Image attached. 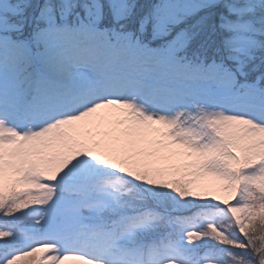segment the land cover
Instances as JSON below:
<instances>
[{"label":"rangeland","instance_id":"rangeland-1","mask_svg":"<svg viewBox=\"0 0 264 264\" xmlns=\"http://www.w3.org/2000/svg\"><path fill=\"white\" fill-rule=\"evenodd\" d=\"M87 83L0 103V264H264V124L232 120L258 107L229 88L188 93L197 112L172 128L138 102L95 144L107 119L77 102ZM130 126L143 148L127 150Z\"/></svg>","mask_w":264,"mask_h":264},{"label":"snow or ice","instance_id":"snow-or-ice-1","mask_svg":"<svg viewBox=\"0 0 264 264\" xmlns=\"http://www.w3.org/2000/svg\"><path fill=\"white\" fill-rule=\"evenodd\" d=\"M102 72L177 94L229 88L264 112V0L0 4V103Z\"/></svg>","mask_w":264,"mask_h":264},{"label":"bare ground","instance_id":"bare-ground-1","mask_svg":"<svg viewBox=\"0 0 264 264\" xmlns=\"http://www.w3.org/2000/svg\"><path fill=\"white\" fill-rule=\"evenodd\" d=\"M80 93H87V90H78ZM145 92L147 93L146 96L149 97V89L145 90ZM125 97V92H123L122 90H107V91H99L97 92V94L95 95V97H93V101L90 103H95L97 101H101V106H99V110L101 111L102 114H104L106 116L105 119H107V136H105V133L101 132L99 134L102 135H97L96 138H94V143L95 144H99V143H103L105 144L106 142H111L113 141L112 139H114V135H115V131H116V127L121 128H126V125L122 124L123 121L127 120L129 117V114L134 110L135 114L139 113V109H136V106H138V102H141L140 99H134L133 97H129L128 99H124ZM170 99H174L173 96L170 97ZM151 101H153V98L151 99ZM164 101L157 100V107L155 108V111L150 110L148 108L145 109V111L149 112V113H162L164 116V118L169 119V123L171 124L170 126H172V128H174L177 124V122L179 121V119L181 118L180 116H177V110H176V105H174V103L172 102H168L170 103L169 106H164L163 104ZM100 105V104H99ZM235 115L233 116L234 119H232L233 121L236 122H240L241 119L239 118L240 115L242 113L237 112ZM255 117L254 118H249L250 122H253L254 120L256 122H261V124H264V113H260L257 112L254 114ZM246 117V116H245ZM189 125L191 124V120H188ZM130 125H132L134 128L137 126H139L136 122H134V120L131 119V122H129ZM255 124V123H254ZM79 125V123H78ZM132 126L129 127V131L127 132L128 134V144L129 146L127 147V150L129 151L135 148H143V146H141V142L138 139V135L136 133V130L132 129ZM257 126V125H255ZM106 129V128H105ZM123 131V130H122ZM121 131V132H122ZM89 131H84L83 134L84 135H88ZM253 135L255 136V138H260L264 140V132L263 131H259V130H255ZM246 183V178H243L241 180V184L240 190H243V184L245 186ZM242 192V191H241ZM237 203H239V201L237 200Z\"/></svg>","mask_w":264,"mask_h":264},{"label":"trees","instance_id":"trees-1","mask_svg":"<svg viewBox=\"0 0 264 264\" xmlns=\"http://www.w3.org/2000/svg\"><path fill=\"white\" fill-rule=\"evenodd\" d=\"M250 69H251V66H249V69H246V71H249V72H250ZM256 74H257V73H251V72H250L249 79H251V78H252L253 76H255ZM132 244L136 245L135 248H138V247H144V246L148 245V244H146V243H143V244H142V242H141V243H138V242H132ZM206 247H209V245L206 246ZM206 247H203V249H206Z\"/></svg>","mask_w":264,"mask_h":264}]
</instances>
